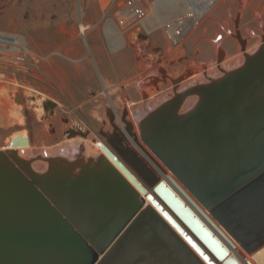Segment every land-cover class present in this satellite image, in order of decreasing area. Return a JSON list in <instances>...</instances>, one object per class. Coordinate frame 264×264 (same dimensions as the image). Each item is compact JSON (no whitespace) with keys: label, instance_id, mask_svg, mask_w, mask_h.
I'll return each instance as SVG.
<instances>
[{"label":"water","instance_id":"1","mask_svg":"<svg viewBox=\"0 0 264 264\" xmlns=\"http://www.w3.org/2000/svg\"><path fill=\"white\" fill-rule=\"evenodd\" d=\"M235 36L243 50L238 30ZM261 40L241 65L175 91L139 127L155 157L264 264V33ZM192 94L195 103L179 113ZM124 116L125 132L165 173ZM106 141L129 168L103 145L107 157H84L81 144L69 155L28 158L0 149V264H202L151 206L142 207L137 190L145 189L134 173L195 222L192 214L121 136ZM34 160L45 161V169L33 170Z\"/></svg>","mask_w":264,"mask_h":264},{"label":"rangeland","instance_id":"2","mask_svg":"<svg viewBox=\"0 0 264 264\" xmlns=\"http://www.w3.org/2000/svg\"><path fill=\"white\" fill-rule=\"evenodd\" d=\"M106 1L0 0V29L22 32L29 46L45 57L40 81L0 79V149L7 147L13 133L24 132L31 147L22 157L51 153L65 143V130L75 124L88 130L87 136L106 144L107 137L122 132L118 118L123 111L125 119L136 128L133 113L141 100L136 85L157 67L165 69L170 77L186 68L200 70L202 66L208 74L216 72L212 65L217 48L225 52L228 63L237 57L244 59L233 34L236 30L245 38L248 54L253 53L248 48L259 45L264 31V0H222L177 48L170 47L160 31L139 34L137 39L128 33L120 45L112 47L99 24L82 32L78 27L80 21H100ZM113 7H108L109 15ZM191 80L183 82V89L196 84L188 85ZM162 83L157 90L151 88L153 101L174 93L168 79ZM101 152L83 156L95 157Z\"/></svg>","mask_w":264,"mask_h":264},{"label":"bare ground","instance_id":"3","mask_svg":"<svg viewBox=\"0 0 264 264\" xmlns=\"http://www.w3.org/2000/svg\"><path fill=\"white\" fill-rule=\"evenodd\" d=\"M221 1L222 0H220L216 5H218ZM216 5H214L211 8V10ZM80 28L83 29L84 31L86 27H84V25L81 24ZM263 33L264 31L261 33L259 37L260 38L259 45L262 43L261 37ZM233 34H235V32ZM240 37L241 39L245 41V46H244V49L242 50L243 51L242 53H247V50H246L247 42L245 38H243L241 35ZM236 42L239 47V41L237 39H236ZM259 45L252 46L248 48V50L250 52H254L259 47ZM243 61L244 59L242 57H237L234 59L232 63H228L227 60H225V52L222 51V49L217 48V51L215 53V62L213 60V65H212V67L215 66L216 72H210V74H208V72L206 71H209V70H207L205 66H202V69L200 70H196L194 68H189L188 70H186L187 69L186 68L182 73H178L175 76L170 77V76H167L165 69L161 67H157L155 71L148 74V76L146 77V79H144V81L139 82L136 85L140 93L141 100H140V106L133 113V121L136 125V128H134L133 125H131L132 132L135 133L138 142L161 165V167L165 170V173H163L149 159V157L145 153H143V151L134 143L133 137L129 135L128 133H126L124 130V123L121 119V116L118 118L122 124L121 125L122 132L118 131L116 134L118 136H121L122 146H127L133 149L137 153L138 156H141L143 158L147 166L151 167L153 171L155 172V174L159 176V181L162 182V184L168 189V191L173 195V197L177 198L181 202V205L185 207L192 214V216L195 218L196 221L192 222L186 219L185 217H183L181 214V211L177 208L176 205L173 206V204L169 200L164 199L165 197L160 192V190L155 189L154 186H149L148 184L144 183L130 169L134 173V175L137 177V179L139 180V184H141L142 187L145 189L144 192L137 190L139 193V197L143 199L142 207L144 208L146 205L151 206L159 214V216L171 227V229L179 236V238L183 241V243L187 245L193 251L195 256L201 261L202 264H260V263L253 257L252 252L249 253L241 247L239 242L236 241L211 215L209 209L205 208L187 190V188L174 175L171 174V171L167 167H165L159 161V159L156 158L155 155L147 148V146L143 143L141 139V136H140L141 131H140L139 124L153 109H155L160 103L165 101L166 97L168 99V97H171L174 94V93L172 94L168 93L164 96L158 97L156 100L153 101L152 98H153L154 91H151V88L154 90H157V88L159 89V84L160 83L163 84L162 82H166V80L168 79L169 85L174 88V92L175 91L179 92V89L182 90L183 86H185L183 85V82L189 78L190 79L192 78V80L188 82L189 84L187 83L188 85H190L191 83L200 84V83H197L200 79L201 81H204L205 78L207 80L218 78L221 75H223L224 72H227L230 69H233L241 65ZM217 66H218L219 71L216 68ZM159 68L162 69L163 71L160 72ZM203 72L205 73L203 74ZM177 77H179V81H176ZM205 82H202V83H205ZM148 86H150V88ZM106 93H108V91ZM196 99H197L196 95L186 96L179 107V113L188 110L195 103ZM142 100L143 102L141 105ZM191 103L193 104L189 107V104ZM180 110H183V111H180ZM108 114H111L110 111H108ZM69 128H73L75 130L80 129L81 131L86 130V129L84 130L82 127L76 124ZM64 137H65V143L63 145L59 144L58 146H56L55 149L51 151V153L59 152L62 155H69L72 152H78L79 151L78 146L79 144H81L82 145V155L83 153L87 155L90 152L98 153L99 151H102L100 148V145H103L106 147V149L110 150L113 153V155L119 160V162L125 164L126 167H128V165L117 155V153L111 148V146L108 143L103 144L101 141L97 140L96 138H94V141H92L91 140L92 138L87 136V133L83 137L78 134L73 135L69 138L66 137V134H64ZM126 138H130L129 139L130 141H128ZM11 143H15L16 145H11ZM30 147H31V144H30L27 134L24 132H16V133H13L8 139V144L6 148L13 149L17 153L18 156L22 157L21 154L25 155L30 152ZM99 154H102L105 157H107L103 151ZM23 158H28V156H25ZM31 167L35 171H43L46 167V162L42 160H34L31 163ZM168 176L171 177L172 180H170ZM169 208L175 213L176 216L171 210H169ZM206 209L209 212H207ZM177 217L179 220H181V222H178ZM223 229L231 236V239L227 238V236L224 234L225 232Z\"/></svg>","mask_w":264,"mask_h":264},{"label":"built area","instance_id":"4","mask_svg":"<svg viewBox=\"0 0 264 264\" xmlns=\"http://www.w3.org/2000/svg\"><path fill=\"white\" fill-rule=\"evenodd\" d=\"M220 0H107L102 6L100 21L81 24L86 27L100 25L107 44L114 47L124 41L128 33L144 36L160 31L172 48L179 47L197 28L200 21ZM114 4L112 14L107 10ZM102 20V22H101ZM112 22L116 30L113 35ZM45 57L35 52L26 36L19 31L0 29V79L40 81V66Z\"/></svg>","mask_w":264,"mask_h":264},{"label":"crops","instance_id":"5","mask_svg":"<svg viewBox=\"0 0 264 264\" xmlns=\"http://www.w3.org/2000/svg\"><path fill=\"white\" fill-rule=\"evenodd\" d=\"M227 52V51H226ZM96 55H97V57H99V51L98 50H96Z\"/></svg>","mask_w":264,"mask_h":264}]
</instances>
